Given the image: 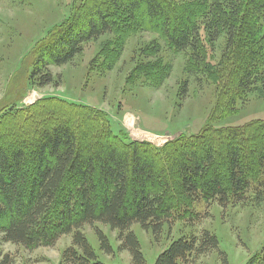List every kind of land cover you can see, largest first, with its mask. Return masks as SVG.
<instances>
[{
	"label": "rangeland",
	"instance_id": "374dc122",
	"mask_svg": "<svg viewBox=\"0 0 264 264\" xmlns=\"http://www.w3.org/2000/svg\"><path fill=\"white\" fill-rule=\"evenodd\" d=\"M86 1L0 0V126L9 134L4 142H25L30 148L42 129L70 125L91 144L96 139L105 143L107 138H115L117 145L141 143L145 154L160 161L166 146L186 143L207 130L236 129L246 131L250 138L252 130L247 131V126L264 123L262 83L253 82L247 91L236 90L246 55L264 62V17H247L248 24L237 28L238 38L227 48L225 30H220L216 42L209 41L205 25L211 21L207 18L209 3L168 0L198 27L196 56L188 49L175 52L165 35L148 29L144 22L119 45L113 32L86 43L72 62L48 66L52 84L39 86L37 76L32 77L37 48L56 37ZM247 27L253 30L247 32ZM113 47L118 50L111 61ZM55 99L87 111L71 113ZM211 136L216 141V133ZM221 146L223 156L226 147L237 145L224 140ZM215 171L220 173L218 167ZM167 176L172 179L171 172ZM169 188L176 198L161 233L153 235L137 224L130 229L145 264H153L172 241L200 237L204 231L217 238L218 249L191 258L189 264H247L259 256L264 247V188L257 189L263 194L258 199L251 190L246 202L229 203L226 208L215 200L184 201L174 192L170 179ZM95 227L106 236L111 254L100 250L93 228L85 226L81 231L100 262L133 264L129 252L120 249L117 231L100 224ZM71 244L68 235L50 246L25 249L4 243L0 234V248L13 256L14 264H59Z\"/></svg>",
	"mask_w": 264,
	"mask_h": 264
},
{
	"label": "trees",
	"instance_id": "16d2710c",
	"mask_svg": "<svg viewBox=\"0 0 264 264\" xmlns=\"http://www.w3.org/2000/svg\"><path fill=\"white\" fill-rule=\"evenodd\" d=\"M188 1L209 3L207 18L211 21L205 24L209 41L216 42L220 30H225L227 48L238 38L237 28L248 24L247 17H264V0ZM78 7L71 22L37 48L32 77L37 76L39 86L52 84L48 66L72 62L86 43L113 32L119 45L144 22L148 29L165 35L175 52L188 49L193 56L198 54V27L168 0H87ZM117 50L113 47L110 51L111 61L117 57ZM244 61L236 90L247 91L253 82L264 86V62L247 55ZM56 102L71 113L87 111L83 106L58 99ZM246 130H252L250 138L246 131L236 129L222 133L207 130L186 143L166 146L161 150L165 157L159 161L145 154L141 143L117 145L115 138H107L105 143L96 139L91 144L70 125L42 129L30 148L25 142H4L9 134L0 126L2 241L32 249L53 245L61 236L71 235L72 244L63 251L59 264H103L81 231L85 226L93 228L100 250L109 255V242L95 227L100 224L118 232L120 249L129 252L133 264H145L130 229L137 224L153 235L161 233L176 198L170 193L169 179L179 198L215 200L221 208L246 202L251 190L255 191V199L263 195L257 189L264 188V123L251 124ZM215 133L216 141L211 136ZM224 140L236 141L237 146L226 147L222 156ZM256 143L259 147L255 148ZM168 148L170 153L166 152ZM154 163L158 164L156 172ZM217 249V238L204 231L200 237L172 241L153 264H189L191 258ZM0 264H14L13 256L1 248ZM247 264H264V247Z\"/></svg>",
	"mask_w": 264,
	"mask_h": 264
},
{
	"label": "bare ground",
	"instance_id": "6f19581e",
	"mask_svg": "<svg viewBox=\"0 0 264 264\" xmlns=\"http://www.w3.org/2000/svg\"><path fill=\"white\" fill-rule=\"evenodd\" d=\"M80 126V125H79ZM72 129V128H71Z\"/></svg>",
	"mask_w": 264,
	"mask_h": 264
}]
</instances>
